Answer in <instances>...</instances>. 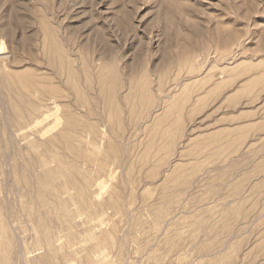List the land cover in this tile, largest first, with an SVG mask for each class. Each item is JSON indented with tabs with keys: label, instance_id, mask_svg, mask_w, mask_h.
I'll return each mask as SVG.
<instances>
[{
	"label": "rangeland",
	"instance_id": "374dc122",
	"mask_svg": "<svg viewBox=\"0 0 264 264\" xmlns=\"http://www.w3.org/2000/svg\"><path fill=\"white\" fill-rule=\"evenodd\" d=\"M0 264H264V0H0Z\"/></svg>",
	"mask_w": 264,
	"mask_h": 264
}]
</instances>
